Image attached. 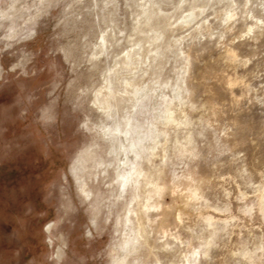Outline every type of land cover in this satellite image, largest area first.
I'll list each match as a JSON object with an SVG mask.
<instances>
[{
	"label": "rangeland",
	"instance_id": "obj_1",
	"mask_svg": "<svg viewBox=\"0 0 264 264\" xmlns=\"http://www.w3.org/2000/svg\"><path fill=\"white\" fill-rule=\"evenodd\" d=\"M0 264H264V0H0Z\"/></svg>",
	"mask_w": 264,
	"mask_h": 264
}]
</instances>
